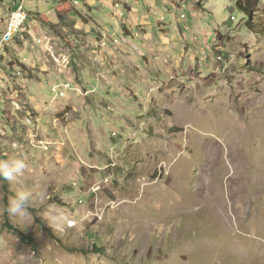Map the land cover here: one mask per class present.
<instances>
[{
    "label": "rangeland",
    "instance_id": "obj_1",
    "mask_svg": "<svg viewBox=\"0 0 264 264\" xmlns=\"http://www.w3.org/2000/svg\"><path fill=\"white\" fill-rule=\"evenodd\" d=\"M58 1L0 42V162L26 163L0 264H264V0H189L143 41Z\"/></svg>",
    "mask_w": 264,
    "mask_h": 264
},
{
    "label": "crops",
    "instance_id": "obj_2",
    "mask_svg": "<svg viewBox=\"0 0 264 264\" xmlns=\"http://www.w3.org/2000/svg\"><path fill=\"white\" fill-rule=\"evenodd\" d=\"M4 1L1 6H7V17L10 7H15L16 2L19 0ZM187 1L189 0H73L76 4V9L82 15L89 16L93 22L100 25L103 29L119 32L123 28L132 33L131 39L137 41L152 37L154 30L159 27L169 30L182 28L180 25L176 27L174 21L178 23V21L182 22V19L186 18L183 15L178 17L177 11L181 12L187 7L192 8L193 5L189 2L187 4ZM139 26H141L140 29L138 28ZM139 30L144 31L143 36H140L139 32L137 33ZM116 35L119 34L112 36ZM119 36L122 37L123 35ZM143 50V48L141 50L138 49V51L144 53Z\"/></svg>",
    "mask_w": 264,
    "mask_h": 264
},
{
    "label": "clouds",
    "instance_id": "obj_3",
    "mask_svg": "<svg viewBox=\"0 0 264 264\" xmlns=\"http://www.w3.org/2000/svg\"><path fill=\"white\" fill-rule=\"evenodd\" d=\"M26 169L23 159H16L11 162H0V180L15 181ZM31 193L18 190L8 198L7 212L11 216L27 214Z\"/></svg>",
    "mask_w": 264,
    "mask_h": 264
},
{
    "label": "built area",
    "instance_id": "obj_4",
    "mask_svg": "<svg viewBox=\"0 0 264 264\" xmlns=\"http://www.w3.org/2000/svg\"><path fill=\"white\" fill-rule=\"evenodd\" d=\"M28 15H30V13L25 7V0H20L19 2H17L15 4V7L11 6L9 14L4 20V29L0 34V42L2 41L3 37L9 32H14L16 27H25L27 32V24H29ZM232 19L234 20L235 17L232 16Z\"/></svg>",
    "mask_w": 264,
    "mask_h": 264
},
{
    "label": "trees",
    "instance_id": "obj_5",
    "mask_svg": "<svg viewBox=\"0 0 264 264\" xmlns=\"http://www.w3.org/2000/svg\"><path fill=\"white\" fill-rule=\"evenodd\" d=\"M245 0H238L237 6L241 7L239 4L240 2ZM241 9L245 12L247 11L246 8L241 7ZM73 10V4L70 0H59L56 6V12L59 18H63L64 16L68 15ZM247 13V12H246ZM15 229L23 236V238H26L28 233L22 229H19L15 227Z\"/></svg>",
    "mask_w": 264,
    "mask_h": 264
},
{
    "label": "bare ground",
    "instance_id": "obj_6",
    "mask_svg": "<svg viewBox=\"0 0 264 264\" xmlns=\"http://www.w3.org/2000/svg\"><path fill=\"white\" fill-rule=\"evenodd\" d=\"M18 29H20V27H16L14 32H9L6 37H8V35H13ZM239 134V133H238ZM243 136V135H242Z\"/></svg>",
    "mask_w": 264,
    "mask_h": 264
}]
</instances>
